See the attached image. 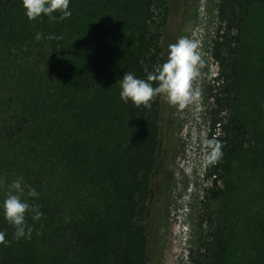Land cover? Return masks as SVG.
Instances as JSON below:
<instances>
[{
    "label": "trees",
    "instance_id": "16d2710c",
    "mask_svg": "<svg viewBox=\"0 0 264 264\" xmlns=\"http://www.w3.org/2000/svg\"><path fill=\"white\" fill-rule=\"evenodd\" d=\"M156 9L157 0H70L68 19L29 21L21 0H0V78L11 85L0 98V204L23 178L25 194L28 186L39 193L25 198L42 213L34 221L27 212L31 238L14 240L0 212V264H154L159 256L172 105L158 96L135 108L119 98L126 71L146 79L159 66ZM211 57L218 74L206 141L221 155L205 158L210 231L192 264H264V0H217ZM255 174L261 183L235 200L233 181Z\"/></svg>",
    "mask_w": 264,
    "mask_h": 264
},
{
    "label": "rangeland",
    "instance_id": "374dc122",
    "mask_svg": "<svg viewBox=\"0 0 264 264\" xmlns=\"http://www.w3.org/2000/svg\"><path fill=\"white\" fill-rule=\"evenodd\" d=\"M216 26L217 0H157L152 29L162 34L159 65L165 62L168 45L180 38L197 42L202 65L192 81L199 97L184 108L170 107L171 135L164 145L169 149L166 165L172 179L158 204L160 254L154 264H192L200 242L207 239L210 231L202 200L209 186L205 158L212 103L209 93L218 74L211 57ZM1 80L0 98L11 87ZM260 183L259 174L244 183L241 178L235 179V200L249 196Z\"/></svg>",
    "mask_w": 264,
    "mask_h": 264
},
{
    "label": "clouds",
    "instance_id": "9594fccd",
    "mask_svg": "<svg viewBox=\"0 0 264 264\" xmlns=\"http://www.w3.org/2000/svg\"><path fill=\"white\" fill-rule=\"evenodd\" d=\"M69 2L70 0H21V6L29 21L41 19L43 16L53 22L63 21L71 16ZM43 38H45L43 33H36L37 41ZM46 39L59 42L63 37L48 35ZM197 48V42L180 38L168 45L165 62L149 72L146 79L137 78L132 72L126 71L119 80L121 102L124 104L131 102L135 108H150L153 99L160 96L169 105L177 108H184L193 103L200 95L199 90L192 87V81L198 75V66L202 65ZM206 144L209 149L206 159L208 162H214L221 155L220 144L215 140H208ZM22 180L23 178H18L8 185L6 197L0 204V212L5 221L14 228V240L31 238L32 228L26 225L27 212L34 213L32 216L34 221H38L42 216L39 209L32 207L25 198V195L29 198H38L39 193L28 186L25 194ZM2 183L0 180V184ZM0 243H7L3 232H0Z\"/></svg>",
    "mask_w": 264,
    "mask_h": 264
}]
</instances>
